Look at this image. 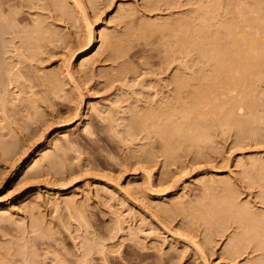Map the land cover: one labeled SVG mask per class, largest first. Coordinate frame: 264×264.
<instances>
[{"label": "rangeland", "instance_id": "1", "mask_svg": "<svg viewBox=\"0 0 264 264\" xmlns=\"http://www.w3.org/2000/svg\"><path fill=\"white\" fill-rule=\"evenodd\" d=\"M61 1V16L41 8V1L40 7H23L27 27L42 18L49 28L40 45H14L0 32V207L7 210L0 212V256L11 257L4 264H23L27 251L33 264H264L262 252L250 247L227 253L242 232L238 217L219 219L206 212L211 198L234 191L238 205L264 213V180H259L264 177L259 176L264 171V64L247 75L255 91L243 88L256 104L254 118L248 108L236 112L247 115L248 126L225 125L214 105L210 114V104L201 125L211 136L205 132L208 139L197 146L203 154L181 139L179 157L166 156L154 128L145 130L129 119L171 99L175 75L197 66L193 51V59L181 51L183 24L188 21L192 31L198 21L190 11L195 4L77 0L85 6L82 11L76 0ZM207 5L199 11H215L221 20L240 22V28L247 22L246 30L264 37V0ZM125 10L132 13L122 15ZM179 15L189 19L181 22ZM168 19L181 20L169 36L167 29L151 26ZM89 29L93 45L83 55L79 51ZM104 34L118 52L102 43ZM84 60L86 66L79 68ZM228 92L218 101L225 108L232 95L243 100L242 90ZM198 207L202 215L196 217Z\"/></svg>", "mask_w": 264, "mask_h": 264}, {"label": "bare ground", "instance_id": "2", "mask_svg": "<svg viewBox=\"0 0 264 264\" xmlns=\"http://www.w3.org/2000/svg\"><path fill=\"white\" fill-rule=\"evenodd\" d=\"M40 1L42 2L41 8L47 7L49 11L51 9H52V12L55 11L54 13L56 15L57 14L60 16L64 15V13H65V11L63 9L64 5L62 3L63 1H61V0H0V32L3 35H4V33H6V35L9 36L8 42L10 41L14 45H16V43H17V45L20 44L21 46L26 47V46L40 45L42 42H44L46 40L47 36L45 33L49 32V28L47 27V25H45L44 20L42 18L33 19L32 26L27 27V24L29 25L30 22H29V19L25 16L26 14L24 15L23 14L24 12H22L23 7H25V9H26V7L28 9H32V7L33 6L35 7V5H38L40 3ZM154 1H156V2H158V1H164V2L169 1V2H172V4L178 3V7H180L182 5L181 0H154ZM190 1H192V3L195 4L194 7L193 6L191 7L190 11L195 13L193 17H194V19H197L198 21L194 20L196 22V25H193L195 27L194 28L192 27V31H190L191 29L189 27L188 21H186V22L184 21L185 24L181 23L184 25L183 27L185 28V34L183 36L182 42L186 43L185 49H183L181 51H186V54H188V55L190 54L191 51H193V53H191V54H193V55H194V53L196 54V56L194 57V62L197 64V66L194 68V70L191 68L192 72H190L188 74L183 73V75H182V72H181V74H179L180 73L179 72L175 75V76H177V77H175L176 93L175 92H174L175 94L173 93L174 95L171 96V99H168L165 101L163 100L162 102H160L161 104L157 107L155 106V108L150 107L149 109H146V110L144 109V111L138 110L139 112L137 111V113H135L134 116H132V119L131 120L129 119V121H131V124H134V125L136 124V125H140V126L142 125V127L143 126L145 127V130H147L149 127L152 129L154 128L155 133H157L159 135L158 136L160 138V139L158 138L159 141H162V143L164 144L163 148H162V149H164V151H163L164 154H166V156H170V157L173 155H176V156L178 155V157H179V154H180L179 149L181 148V146L183 147V141L181 142L180 141L181 139L185 140V143L187 142V144L190 145L191 147L194 148V146H195L196 147L195 149L197 150L196 152L203 154V151L200 150L201 148L199 149V148H197V146L199 147V144L201 142L208 139L207 135L209 137L210 133L208 132L207 129H206L207 131H205V128H203L204 122L202 123L203 125H201V121L203 120L204 116H206L205 114H209V112L211 114L213 112L214 107L216 110H218V111L220 110V112H222L223 116H222L221 120L223 121V123L225 125H229L231 127L237 126L235 128H240V130H242L241 128L243 127V125L244 124L247 125L246 122L249 123L247 121L248 120L246 117L247 115L245 117H241V114H239L240 115L239 116V115H237L238 113H236V112L239 111L240 113H242V110H244V108H248V110L250 111V113H248V114L253 116V118L255 116L254 115L255 112L253 110H254L256 104L252 103L251 102L252 100L249 99V97L252 94H250V96H249V89L248 90L245 89V91L243 89L245 87L247 88V87L251 86L250 92L253 90L255 91V85L250 84V82L247 83V75L252 69H254V68L260 69V66L262 64H264V63H262V62H264V37H257L254 32H249L248 30H246L245 27L249 26V25H247V22L244 26H242L240 28L238 26V24H240V22L238 23L236 21V23H237L236 24V23H233L232 19L231 20L226 19V21H225V19L221 20L218 13H216L215 11H212L210 9L206 10L205 12L199 11L201 9V6H203L202 7L203 9L207 8L208 7L207 2H214V0H190ZM91 2H93V1H91ZM169 2H167V3H169ZM200 2H201V4H200ZM76 4H78V1ZM84 7L85 6H83V9H84ZM47 8H43V9H47ZM262 8H264V7H262ZM83 9L81 7L82 11H84ZM121 12L124 13L122 15H127V16H128V14L130 15L132 13V12L130 13L129 10H125V11H121ZM258 13H260V12H258ZM177 15H178V13H177ZM260 17H264V15H262ZM123 18H124V16H123ZM178 18L181 19L180 15ZM85 19L88 23L86 25V28H91L89 26L90 22H88L87 18H85ZM85 19H84V21H85ZM182 19L186 20V19H189V17L185 18V16H184V17H182ZM168 20L166 22H168ZM181 20H179V21H181ZM262 20H264V18H262ZM169 21L170 22L168 24L162 22L160 24H157V23L152 24L151 26L154 25L153 28H156V29L158 28V29H161L162 31L164 29L166 31V29H167L168 34L167 33H165V34L167 36H169L170 33L174 32L178 28V26H180L179 25L180 23H178L177 21H174V19L173 20L171 19ZM181 22H183V20ZM147 24H148V26H150L149 23H147ZM191 24H193V23L191 22ZM261 26H264V25L261 24ZM219 28H223V29H219ZM87 31H88L87 32L88 35L86 36V40H84L85 44H84L83 48L79 51V53L83 54V55L85 53H87L88 49L93 45V40H94V32H92L91 29H89ZM54 32H53V34L56 33V32L55 33ZM43 39H45V40L42 41ZM102 41H103L102 42L103 44L107 45L106 47H109L111 49V50L109 49L110 51L116 52L118 45L110 37L109 34L108 35L104 34ZM17 48H15V49H17ZM179 51L180 50H178L177 52H179ZM117 52H118V50H117ZM71 56H74V53L70 55V58H71ZM117 56H118V54H117ZM192 56H190V57L193 59ZM85 60L81 61V63L79 64V68L83 69V67L86 63ZM180 63H182V62H180ZM185 63H186V61L185 62L183 61L184 66H183V64H182V66L184 68L187 64V63L186 64ZM191 64H193V63H191ZM186 67H188V66H186ZM7 73H9V72H7ZM18 74H19V71H18ZM13 75H14V73H13ZM255 79H257V78H255ZM248 80H250V79H248ZM253 87H254V89H253ZM224 89L227 92L228 91L237 92V91L242 90L243 100H238V99L234 98V95H232L234 93H231L230 95H232V96L227 101L228 107L225 108L224 102L223 103L218 102V101H220V99L223 96H225L224 94H226V91H224ZM238 94H240V93H237V95ZM226 95H228V94H226ZM210 104L212 105V106H210L211 110L208 107V105H210ZM215 104L217 106H215ZM213 105H214V107H213ZM204 107H207L210 111L208 112V109L205 110L206 108H204ZM216 110H214V111H216ZM77 115H75V116H77ZM209 116H211V115H209ZM206 118H207V116H206ZM219 126H220V124H219ZM128 131H129V129H128ZM142 131H143V128H142ZM149 132H147V133H149ZM205 132L206 133L208 132V134L206 135ZM243 132H244V130H243ZM248 132H250V130ZM157 134H155V135L157 136ZM240 134H242V133H240ZM250 134L255 135L256 132L252 131ZM209 140H210V138H209ZM177 144L179 145V147ZM186 145L184 147L189 148V149L191 148L190 146L188 147ZM200 146H202V145L200 144ZM186 148H183V149H186ZM195 149H194V151H195ZM147 150L148 149H146L145 151H147ZM186 150H188V149H186ZM180 151L182 152V150H180ZM178 152H179V154H178ZM150 153L152 154V152H150ZM50 159L51 158H49V161H50ZM30 164H31V161L29 163H27V165H25L24 168L26 169V168L30 167ZM250 164L253 165L252 163H250ZM52 166H53V164H52ZM262 167H264V166H262ZM245 169H247V168H245ZM249 170L251 172V169H249ZM148 172L150 174V171H148ZM33 175H37V172H35V173L33 172ZM260 175H264V171H262V174H259V176ZM148 176H150V175H148ZM250 177H251V175H250ZM211 180L213 181L214 179H211ZM259 180L261 182V180H264V177L260 178ZM224 182L226 183L225 180H224ZM227 187H226L225 191L227 190ZM227 191H229V190H227ZM233 192H232V194L230 193L232 196L227 195V194L226 195L220 194L218 197H213V198L210 197L211 198L210 199V201H211L210 209H208L206 212H208V214H210L212 212L211 214L212 215L215 214V217H217L219 219L220 218L222 219V217L225 215H228L230 217L235 216V217L239 218V219L237 218V221L240 223L239 225H241L240 231H242V232L239 233L238 236L234 235V238L236 236L237 240H236L235 244L232 245V247H230V249H228V248H229V246H231V244L228 246V248H227L228 254H230V255L237 254L238 252L239 253L243 252L246 248L248 249L250 247V249L253 248V249H256L258 251L260 250L262 252V253L261 252L260 253L262 255H264V213L256 214L255 212L254 213L251 212L248 208L247 203L246 204L244 203V205H241V204L238 205L237 201L234 198L235 193L233 194ZM262 197H264V194H262ZM202 199L204 200V198H201L200 200H202ZM180 203H181V201H180ZM202 204L203 203H201V205ZM1 205L3 206L2 203H1ZM182 205H179V206L181 207ZM2 206L0 207V209H1L0 212L2 211L3 212L2 215H3V214H6L5 212L7 210L3 211L2 209L4 207L2 208ZM192 206L193 205H191V208H192ZM195 207H196V205H195ZM165 209H167V208H165ZM180 209H182V211L186 210L188 212V214H190V215L192 214L189 212V210L184 209V206H182ZM191 210L192 209H190V211ZM186 211H184L185 213L184 212L183 213L186 214ZM193 211H195L194 214L196 217L202 215L200 208L199 209L194 208ZM79 214H81V212ZM184 214H182V215H184ZM208 214H206V215L208 216ZM186 216H188V215H186ZM233 217H232V219H233ZM190 218H192V215ZM204 218H206V217H204ZM223 218H226V217H223ZM227 218H229V217H227ZM211 219L212 218H210V220ZM39 236H40V234H39ZM231 241H233V239H231ZM231 241H230V243H231ZM234 241H233V243H234ZM246 242H248V243H246ZM6 247H7V244H6ZM21 247L22 246H20L19 249H21ZM16 249H18V248H16ZM19 249H18V251H19ZM23 251H24V249H23ZM23 253H22V257H21V259H22L23 256L25 255V257L23 259L24 260L23 264H33V263H30V262L34 261V260L32 261V257H29L30 252L27 255H26V253L23 255ZM82 255L85 257L87 255L86 251ZM2 257H5V259H3ZM2 257L0 256V264H4L6 262V259H7L5 255H3ZM10 258L11 257H8V259H9V260L7 259L8 262L10 261ZM260 259H261V256H260ZM23 260H22V262H23ZM262 260H264V259H262ZM11 261H12V259H11ZM19 261H21V260H19ZM206 261L207 260H205V262Z\"/></svg>", "mask_w": 264, "mask_h": 264}]
</instances>
